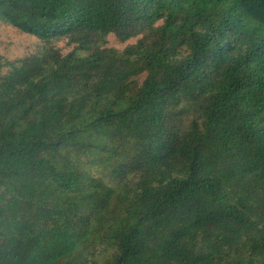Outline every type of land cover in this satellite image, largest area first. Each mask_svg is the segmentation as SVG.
Returning a JSON list of instances; mask_svg holds the SVG:
<instances>
[{
	"label": "trees",
	"instance_id": "1",
	"mask_svg": "<svg viewBox=\"0 0 264 264\" xmlns=\"http://www.w3.org/2000/svg\"><path fill=\"white\" fill-rule=\"evenodd\" d=\"M0 22L35 39L0 53V264H264V0Z\"/></svg>",
	"mask_w": 264,
	"mask_h": 264
},
{
	"label": "rangeland",
	"instance_id": "2",
	"mask_svg": "<svg viewBox=\"0 0 264 264\" xmlns=\"http://www.w3.org/2000/svg\"><path fill=\"white\" fill-rule=\"evenodd\" d=\"M109 44L115 47H121L124 44L115 41L114 37L110 35L108 37ZM135 39H130L129 42ZM35 39L23 33H19L16 29L10 25L0 22V53H3L9 57H15L23 54L33 48ZM66 51L68 48L64 44V40H60L57 43Z\"/></svg>",
	"mask_w": 264,
	"mask_h": 264
}]
</instances>
